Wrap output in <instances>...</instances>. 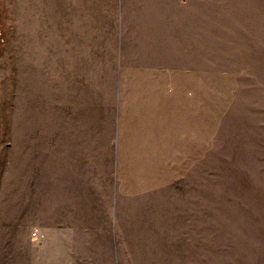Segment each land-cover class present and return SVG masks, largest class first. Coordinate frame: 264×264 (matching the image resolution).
Listing matches in <instances>:
<instances>
[{
  "label": "rangeland",
  "instance_id": "374dc122",
  "mask_svg": "<svg viewBox=\"0 0 264 264\" xmlns=\"http://www.w3.org/2000/svg\"><path fill=\"white\" fill-rule=\"evenodd\" d=\"M153 1L0 0L2 125L42 59L80 131L73 228L42 264H264V0Z\"/></svg>",
  "mask_w": 264,
  "mask_h": 264
},
{
  "label": "crops",
  "instance_id": "0c3cea01",
  "mask_svg": "<svg viewBox=\"0 0 264 264\" xmlns=\"http://www.w3.org/2000/svg\"><path fill=\"white\" fill-rule=\"evenodd\" d=\"M173 36L169 30L158 34L160 54L170 52ZM145 38L156 37L147 34ZM41 60L38 83L25 73L20 83L9 85V125L3 126L0 120V237L8 238L11 246L23 252V256L12 258L14 264H42L46 253L50 262L53 254L57 257L58 248L64 247L65 231L73 228L65 225V200L70 198L73 203L78 198L73 193L80 184V131L62 125L63 71L56 65L49 74L46 67L42 69ZM26 101L36 102L34 126L26 125V108L18 110ZM33 230L39 235L32 237ZM33 238L39 241L34 249Z\"/></svg>",
  "mask_w": 264,
  "mask_h": 264
},
{
  "label": "built area",
  "instance_id": "2783aa9c",
  "mask_svg": "<svg viewBox=\"0 0 264 264\" xmlns=\"http://www.w3.org/2000/svg\"><path fill=\"white\" fill-rule=\"evenodd\" d=\"M31 235H32V237H36V236H38L39 234L37 233L36 230H33V231L31 232ZM40 236H41V235H40Z\"/></svg>",
  "mask_w": 264,
  "mask_h": 264
}]
</instances>
